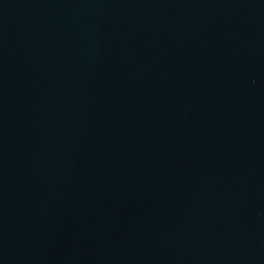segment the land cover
I'll return each instance as SVG.
<instances>
[{
  "label": "water",
  "instance_id": "95a60500",
  "mask_svg": "<svg viewBox=\"0 0 264 264\" xmlns=\"http://www.w3.org/2000/svg\"><path fill=\"white\" fill-rule=\"evenodd\" d=\"M0 264H264V0H0Z\"/></svg>",
  "mask_w": 264,
  "mask_h": 264
}]
</instances>
